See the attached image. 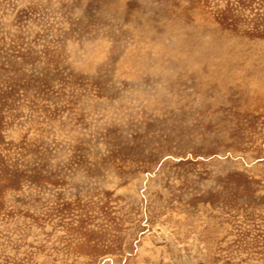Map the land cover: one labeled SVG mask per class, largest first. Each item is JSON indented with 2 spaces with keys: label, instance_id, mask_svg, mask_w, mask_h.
Segmentation results:
<instances>
[{
  "label": "rangeland",
  "instance_id": "1",
  "mask_svg": "<svg viewBox=\"0 0 264 264\" xmlns=\"http://www.w3.org/2000/svg\"><path fill=\"white\" fill-rule=\"evenodd\" d=\"M0 264H264V0H0Z\"/></svg>",
  "mask_w": 264,
  "mask_h": 264
}]
</instances>
